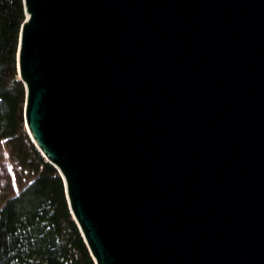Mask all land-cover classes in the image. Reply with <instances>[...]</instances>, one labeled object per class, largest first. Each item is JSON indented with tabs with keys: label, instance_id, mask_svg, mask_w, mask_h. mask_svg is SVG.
Masks as SVG:
<instances>
[{
	"label": "water",
	"instance_id": "obj_1",
	"mask_svg": "<svg viewBox=\"0 0 264 264\" xmlns=\"http://www.w3.org/2000/svg\"><path fill=\"white\" fill-rule=\"evenodd\" d=\"M31 140L96 264H264V0H24Z\"/></svg>",
	"mask_w": 264,
	"mask_h": 264
},
{
	"label": "trees",
	"instance_id": "obj_2",
	"mask_svg": "<svg viewBox=\"0 0 264 264\" xmlns=\"http://www.w3.org/2000/svg\"><path fill=\"white\" fill-rule=\"evenodd\" d=\"M24 0H0V144L32 175L0 208V264H96L71 212L59 171L31 140L18 71Z\"/></svg>",
	"mask_w": 264,
	"mask_h": 264
},
{
	"label": "rangeland",
	"instance_id": "obj_3",
	"mask_svg": "<svg viewBox=\"0 0 264 264\" xmlns=\"http://www.w3.org/2000/svg\"><path fill=\"white\" fill-rule=\"evenodd\" d=\"M8 146L6 140L0 144V208L32 180V175L21 168L17 159L11 157Z\"/></svg>",
	"mask_w": 264,
	"mask_h": 264
}]
</instances>
